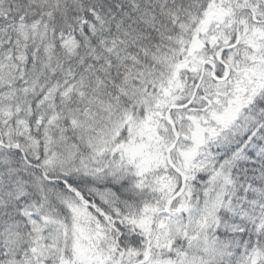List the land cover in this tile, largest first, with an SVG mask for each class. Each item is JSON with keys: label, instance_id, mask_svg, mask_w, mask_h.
<instances>
[{"label": "snow or ice", "instance_id": "obj_1", "mask_svg": "<svg viewBox=\"0 0 264 264\" xmlns=\"http://www.w3.org/2000/svg\"><path fill=\"white\" fill-rule=\"evenodd\" d=\"M0 264H264V0H0Z\"/></svg>", "mask_w": 264, "mask_h": 264}]
</instances>
